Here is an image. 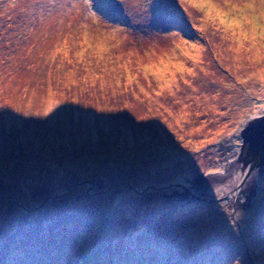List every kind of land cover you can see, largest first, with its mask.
I'll use <instances>...</instances> for the list:
<instances>
[{"label":"rangeland","instance_id":"1","mask_svg":"<svg viewBox=\"0 0 264 264\" xmlns=\"http://www.w3.org/2000/svg\"><path fill=\"white\" fill-rule=\"evenodd\" d=\"M211 2L0 0V264H264V6Z\"/></svg>","mask_w":264,"mask_h":264},{"label":"water","instance_id":"2","mask_svg":"<svg viewBox=\"0 0 264 264\" xmlns=\"http://www.w3.org/2000/svg\"><path fill=\"white\" fill-rule=\"evenodd\" d=\"M240 135L243 143L238 156L239 163L250 167L249 172L252 173L264 163V114L251 117ZM243 184H240V187Z\"/></svg>","mask_w":264,"mask_h":264},{"label":"bare ground","instance_id":"3","mask_svg":"<svg viewBox=\"0 0 264 264\" xmlns=\"http://www.w3.org/2000/svg\"><path fill=\"white\" fill-rule=\"evenodd\" d=\"M191 100V99H190ZM235 161H236V163H239V159H234L233 161H232V165L233 166H231L232 167V170L234 171V172H236L237 174H236V178H237V180H239V184L237 183V185L240 187V184H243V182L245 181V184L247 183V180L251 177V179H252V177H254L255 176V174L256 173H259V175H261V173H262V171H260V168H262L261 166L257 169V170H259V171H256L255 172V170L252 172V173H250L249 171L251 170V168L249 167H244L243 165L242 166H240V167H238V166H236V164H235ZM234 167V168H233ZM239 168H241V169H239ZM254 173V174H253ZM258 175V176H259ZM225 176H227V171H226V174L224 175V176H222V177H225ZM214 179V182L213 183H215V181L216 180H218V178H212V179H209V178H204L203 179V181L207 184H209L210 182H206V180L207 181H211V180H213ZM258 179V178H257ZM220 180H221V178H220ZM233 181H235L233 178H230V187L231 188H233L234 186H235V184L233 185ZM224 183H225V180H224ZM214 185V184H213ZM225 185H227V184H225ZM233 185V186H232ZM237 186V187H238ZM243 186H244V184H243ZM230 188V189H231ZM234 190H237V188L235 189V188H233ZM236 194V193H235ZM235 194L233 195L232 194V196H235ZM228 195H230V194H228V192H227V194L225 195V197L226 196H228ZM7 225V224H6ZM5 225V226H6ZM4 227V226H3ZM14 231V230H13ZM10 233V232H9ZM127 246V245H126ZM229 257V256H228ZM204 258V257H203ZM154 261V260H153ZM203 261V260H202ZM207 262H208V260H207ZM233 262V261H232ZM203 263V262H202ZM217 263V262H216ZM203 264H205V263H203Z\"/></svg>","mask_w":264,"mask_h":264},{"label":"snow or ice","instance_id":"4","mask_svg":"<svg viewBox=\"0 0 264 264\" xmlns=\"http://www.w3.org/2000/svg\"><path fill=\"white\" fill-rule=\"evenodd\" d=\"M189 3H191L195 8L197 9H205L207 8L209 10V12H211L213 7H216L211 0H188ZM261 5L264 6V0H260ZM249 7H253L252 4H246L245 8H249ZM217 15H220L219 12H217ZM225 19L224 17H221V23H224ZM262 35H264V33H261Z\"/></svg>","mask_w":264,"mask_h":264}]
</instances>
